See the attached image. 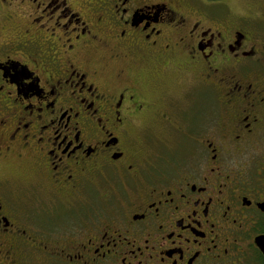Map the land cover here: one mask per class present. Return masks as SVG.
I'll list each match as a JSON object with an SVG mask.
<instances>
[{"label": "flooded vegetation", "instance_id": "1", "mask_svg": "<svg viewBox=\"0 0 264 264\" xmlns=\"http://www.w3.org/2000/svg\"><path fill=\"white\" fill-rule=\"evenodd\" d=\"M235 2L0 0V264H264V4Z\"/></svg>", "mask_w": 264, "mask_h": 264}, {"label": "rangeland", "instance_id": "2", "mask_svg": "<svg viewBox=\"0 0 264 264\" xmlns=\"http://www.w3.org/2000/svg\"><path fill=\"white\" fill-rule=\"evenodd\" d=\"M238 2H235L234 3V6H236L237 8L236 9H239L240 11H241V13L242 14H246V12H247V9H242V7H243V5H245L244 4V0H237ZM259 2L261 3V4H264V0H259ZM246 3H247V0H246ZM233 6V7H234Z\"/></svg>", "mask_w": 264, "mask_h": 264}, {"label": "water", "instance_id": "3", "mask_svg": "<svg viewBox=\"0 0 264 264\" xmlns=\"http://www.w3.org/2000/svg\"><path fill=\"white\" fill-rule=\"evenodd\" d=\"M261 248H262V250H263V252H264V244H263V245H261Z\"/></svg>", "mask_w": 264, "mask_h": 264}]
</instances>
